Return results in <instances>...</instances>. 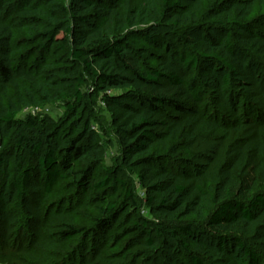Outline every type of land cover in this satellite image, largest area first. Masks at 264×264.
Segmentation results:
<instances>
[{
	"label": "trees",
	"instance_id": "1",
	"mask_svg": "<svg viewBox=\"0 0 264 264\" xmlns=\"http://www.w3.org/2000/svg\"><path fill=\"white\" fill-rule=\"evenodd\" d=\"M263 4L264 0H0V190L9 184L17 205L28 195L43 199L60 180L73 176L74 162L87 163L77 170L81 180L74 182L83 188L100 151L92 147L94 142L88 145L96 137L91 107L99 99L110 114L124 158L119 166L103 168V179L94 186L115 198L104 200L88 230L68 226L57 233L59 238L69 241L102 233L120 214L136 213L137 195L120 177L126 173L138 179L144 204L165 228L166 241L153 238L154 222L138 214L123 235L139 238L153 258L168 242L188 256L190 264H202L192 256L190 244L214 236L221 264H260V255L238 237L231 242L242 253L240 258L227 252L225 236L211 231L220 226L249 229L264 216V192H242L236 179L237 169L252 152L264 186V130L248 134L251 138L240 147L230 146L231 161L220 167L212 187L203 177L182 176L184 158L177 156L200 140L212 139L217 131L243 133L255 126L242 124L227 131L217 121L192 114L206 87L184 74L215 65L227 72L221 84L229 88L233 73H246L238 46L264 58V36L255 34L248 22ZM199 20L205 26L197 24ZM213 26L228 31L216 39L210 33ZM156 27L183 33L178 61L162 57L170 42L154 33ZM191 42L198 49L189 50ZM143 45L157 47L156 54ZM151 60L155 65H147ZM84 85L91 90L89 99L81 91ZM57 103L63 106L62 120L76 126L61 148L54 142L52 125L32 116L19 119L24 109ZM243 113L248 118L251 111L245 106ZM3 131L12 137L8 149ZM123 235L114 239L121 241Z\"/></svg>",
	"mask_w": 264,
	"mask_h": 264
},
{
	"label": "rangeland",
	"instance_id": "2",
	"mask_svg": "<svg viewBox=\"0 0 264 264\" xmlns=\"http://www.w3.org/2000/svg\"><path fill=\"white\" fill-rule=\"evenodd\" d=\"M203 7L204 10L207 8L206 1ZM202 21H197V24L205 26ZM248 22H251L255 34L264 36V4L260 9L256 8ZM156 28L154 33H160L170 42L168 52L162 57L178 61L176 56L182 49L180 39L184 37L183 33ZM226 31L228 30L220 32L213 26L210 33L216 39H220ZM195 37L196 34L193 38ZM132 43L137 45L133 41ZM143 47L151 55L156 54L157 47L150 45ZM198 47L191 42L188 49L193 51ZM238 47L241 51L239 62L246 73L244 75L233 73V81L229 88L221 84V79L227 72L222 68L218 69L215 65L201 67L184 74L185 78L191 81L199 80L206 87V95L202 103L192 114L217 121L227 131L242 124L255 125L243 133L233 131L224 134L222 131H217L212 139L200 140L186 154H178L177 157L184 158L181 165L182 176L203 177L207 186L211 187L218 181L220 167L231 161L227 154L230 146L240 147L251 138L252 135L248 136V134L262 133L264 130V58H260L248 48ZM155 63L156 60H151L147 65L153 66ZM81 91L89 99L91 93L89 85H84ZM230 94H232L231 100ZM245 106L246 110L249 108L251 111L248 118L243 113ZM91 109H93V117L90 125L96 137L94 141L89 140L88 145L92 146L94 142L95 145L92 147L100 148V151L96 156L91 179L83 188L77 187L74 182L81 180L82 176L78 175L77 170L84 169L87 163L74 162L73 176L69 180H60L54 186L52 193L43 199L40 195H28L21 204L17 205L9 184L4 190H0V264H190L189 257L179 249H174L171 243L167 242L168 245H163L159 255L153 258V255L145 250L139 238L123 235L124 230L133 223L134 215L138 214L154 222L156 231L153 233V238L166 241L165 228L150 215L149 209L144 204L145 191L140 187L138 179L126 173L120 174V177L129 183L130 188L137 195L139 209L136 213L130 210L128 213L120 214L110 221V225L102 233L89 234L87 237L76 236L69 241L59 238L57 233L66 230L68 226L74 225L88 230L94 224V219L98 217L104 200L115 198L111 195H102L103 191L97 190L94 185L103 179V168L111 169L119 166L124 158L122 147L113 132L107 108L97 99ZM63 113L62 104L57 103L35 109H24L19 119L32 116L52 125L54 142L61 148L74 136L76 127L62 120ZM2 137L3 146L8 149L12 141L11 134L3 131ZM8 160L12 167L13 160L11 158ZM33 161L30 160L29 163ZM257 161L258 157L250 152L236 172L239 189L250 195L264 192V186L256 169ZM211 232L225 236L229 242L227 252H233L234 257L240 258L242 253L234 249V243L231 242L234 237H238L246 247L260 255V264H264V216L249 229L220 226L213 228ZM115 235H123L122 240L116 241ZM217 239L218 237L205 236L197 242H192L190 244L192 256L200 259L202 264H221L223 258L219 259L214 252Z\"/></svg>",
	"mask_w": 264,
	"mask_h": 264
}]
</instances>
